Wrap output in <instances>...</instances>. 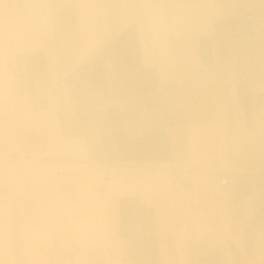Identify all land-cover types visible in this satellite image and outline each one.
Here are the masks:
<instances>
[{
	"label": "crops",
	"instance_id": "1",
	"mask_svg": "<svg viewBox=\"0 0 264 264\" xmlns=\"http://www.w3.org/2000/svg\"><path fill=\"white\" fill-rule=\"evenodd\" d=\"M0 151V264H264V0H0Z\"/></svg>",
	"mask_w": 264,
	"mask_h": 264
},
{
	"label": "rangeland",
	"instance_id": "2",
	"mask_svg": "<svg viewBox=\"0 0 264 264\" xmlns=\"http://www.w3.org/2000/svg\"><path fill=\"white\" fill-rule=\"evenodd\" d=\"M36 143H37V141H34V143L33 142L28 143V144H26V146H27L28 149L33 150L31 152H34V150L37 149V144ZM3 152L4 151H0V153H3ZM63 161H65V160H63ZM67 161L70 162L69 163L70 166H73L74 159L68 158ZM62 162H60L61 163L60 164V168H63L64 169V172H65V166L63 165ZM0 163H1L0 164V181L3 182L4 180L7 179V176H4L5 172H7L4 169V167H6L5 165H7V164L4 162V158H0ZM54 164H56V163H54ZM64 172L63 173H60V176H62L61 174H64ZM0 195H2L1 192H0ZM74 259H75V256H60V263L61 264H73V260ZM81 259H83V258L81 257Z\"/></svg>",
	"mask_w": 264,
	"mask_h": 264
},
{
	"label": "bare ground",
	"instance_id": "3",
	"mask_svg": "<svg viewBox=\"0 0 264 264\" xmlns=\"http://www.w3.org/2000/svg\"><path fill=\"white\" fill-rule=\"evenodd\" d=\"M19 138V137H18ZM19 143V142H18ZM36 146V145H35ZM1 155H2V153H1ZM4 156V155H3ZM36 158V157H35ZM34 158V159H35ZM9 161V160H8ZM59 161V160H58ZM58 161H57V163H58ZM10 162H12V159H10V161H9V164H8V168H9V171H12L13 170V167H11V164H10ZM33 162H35V161H33ZM45 162V161H44ZM62 162V161H61ZM55 164V172H56V174L58 175V176H60V173H63L64 172V169L63 168H60V162L58 163V164ZM63 163V162H62ZM1 164V163H0ZM38 168H39V170L42 168V165H41V163L38 161ZM54 164V163H53ZM6 166V165H5ZM14 172V171H13ZM5 176V175H4ZM222 176V175H221ZM59 181V180H58ZM37 182V181H36ZM0 183H1V181H0ZM40 196V195H39ZM43 196V195H42ZM4 198L5 197V195H0V198ZM34 197V196H33ZM41 197V196H40ZM53 197V196H52ZM54 198V197H53ZM55 206V205H54ZM56 208V207H55ZM5 262V261H4Z\"/></svg>",
	"mask_w": 264,
	"mask_h": 264
},
{
	"label": "built area",
	"instance_id": "4",
	"mask_svg": "<svg viewBox=\"0 0 264 264\" xmlns=\"http://www.w3.org/2000/svg\"><path fill=\"white\" fill-rule=\"evenodd\" d=\"M234 180L233 177L230 174H223L221 176V184L227 188V189H231L233 186Z\"/></svg>",
	"mask_w": 264,
	"mask_h": 264
}]
</instances>
